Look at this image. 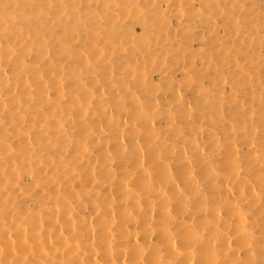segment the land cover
<instances>
[{
    "label": "bare ground",
    "instance_id": "bare-ground-1",
    "mask_svg": "<svg viewBox=\"0 0 264 264\" xmlns=\"http://www.w3.org/2000/svg\"><path fill=\"white\" fill-rule=\"evenodd\" d=\"M0 264H264V0H0Z\"/></svg>",
    "mask_w": 264,
    "mask_h": 264
}]
</instances>
